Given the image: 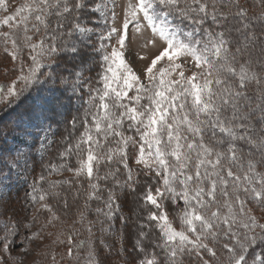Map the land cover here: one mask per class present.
<instances>
[{
    "label": "snow or ice",
    "instance_id": "6c2138e0",
    "mask_svg": "<svg viewBox=\"0 0 264 264\" xmlns=\"http://www.w3.org/2000/svg\"><path fill=\"white\" fill-rule=\"evenodd\" d=\"M9 7L0 48L19 74L0 103L54 87L0 128V264H264V0ZM61 118L72 131L48 171L72 178L40 175L31 211L16 208L14 178L35 163L21 145Z\"/></svg>",
    "mask_w": 264,
    "mask_h": 264
},
{
    "label": "trees",
    "instance_id": "16d2710c",
    "mask_svg": "<svg viewBox=\"0 0 264 264\" xmlns=\"http://www.w3.org/2000/svg\"><path fill=\"white\" fill-rule=\"evenodd\" d=\"M12 1L16 2V7L19 6V4L22 2V0H6V2L9 5L11 4ZM0 60L5 62L6 66L8 67L7 69L11 68V71L15 72L16 74L19 73V63L17 61L12 60L6 53H4L2 48H0ZM52 68H56V65H52ZM45 70H48V68L46 67ZM0 86L7 88L6 77L0 78ZM53 87L54 85H52L51 83L42 80L39 83H35L34 86L31 87V89L29 87L30 90L29 89L26 90L25 88H23V93L24 91H27V93L26 94L24 93L25 96L22 95L23 96L22 98H18L15 104L13 103L11 105H4L3 103H0V128H3L7 131L15 127L17 119L20 116L26 115L29 109L31 108V106L34 104V102L39 97L44 95L48 89ZM34 92L37 93L35 96L32 95L34 94ZM74 105L75 106L70 110V116H77L81 114V113L73 112L75 107H77V101H74ZM52 128L56 130L57 135H56L55 145L51 149V152L48 155V157L39 158L35 154L29 153L30 157H35V163L33 164L30 161L29 163L30 166H28L27 171L23 173L25 177L22 176V177L14 178L13 187L11 189V195H12V203L16 208H24L31 211L32 201L30 200L28 194L32 192L33 182L38 181L40 175H47L50 180H63V179L72 178V174L69 172H64L63 176H61L56 173L50 174L48 171V165L50 162L53 164H57L61 162L58 153L63 151V145L68 142L69 139L68 134L70 131H72L70 125L63 119H61V123L59 125L53 124ZM37 129L34 130L37 131ZM74 138H75V133L73 134L72 139ZM72 162L75 163L74 160ZM21 178H24L23 182H20ZM37 186L43 187L45 189L48 187L47 183L43 185L38 184ZM76 187L79 186L75 185L73 189L68 191V198L70 202L72 199L71 193L75 191ZM64 190H67V186H64ZM96 206H97V202H93V207ZM168 207H169L170 215H175L178 212V208H174L171 205H169ZM44 218L45 217L42 215L41 223H43ZM89 218L95 219V215L90 214ZM62 219L67 220V223L64 225V227H70L72 225V220L74 219V216L72 215V213H69V216L67 218L62 217ZM59 227L61 228V226ZM60 228L57 229V232L60 231ZM48 231L53 233L56 232V230H54L53 228H49ZM97 234L99 235V233ZM86 235L87 233H85V236ZM54 248H56L57 252L64 251L62 247L54 246ZM57 259L59 260V256L57 257ZM36 262L37 264H42V258L39 255L36 259ZM43 264H48V262L43 261ZM64 264H67V262H64Z\"/></svg>",
    "mask_w": 264,
    "mask_h": 264
},
{
    "label": "rangeland",
    "instance_id": "374dc122",
    "mask_svg": "<svg viewBox=\"0 0 264 264\" xmlns=\"http://www.w3.org/2000/svg\"><path fill=\"white\" fill-rule=\"evenodd\" d=\"M9 11L11 12L12 10H14L16 8V2L12 1L11 4L9 5ZM136 67H139V65H135ZM47 67V66H46ZM8 67L6 66L5 62H3L2 60H0V78H5L6 77V80H7V87L10 85V83L15 80L18 76V74H16L15 72L11 71V68L10 69H7ZM46 69V68H45ZM45 69H42L41 71H47ZM11 71V72H10ZM44 80L43 78H41V81ZM34 84H31L29 85L27 88H25L26 90L31 89V87H33ZM24 86L23 85H19L18 87V92H20V95L18 97H15V98H8L7 100H5L3 102L4 105H11V104H15L17 102V99L18 98H22L23 96H25V94L27 93V91H21V89H23ZM29 89V90H30ZM38 90V89H37ZM34 91V90H33ZM37 93L34 92V94L32 95H36ZM23 95V96H22ZM79 101H77V107H79ZM74 113H76L75 109L73 111ZM63 119V118H61ZM53 129V132H56V130L54 128ZM46 135H47V138L51 141H54L56 142V135L53 136L51 133H45V131L43 129H37V131L33 130V136L31 137H28L27 138V143L25 145H21L23 151L25 152H29V147H31V151L30 153H33L35 154L37 157L39 158H46L48 157V155L50 154L51 152V149L53 148V146L55 145V143L51 144V146L46 150L45 148L42 147V145L45 144L46 142ZM25 139L24 137H20V140H23ZM9 144H13L14 142L9 139L8 141ZM16 143H19V141H16ZM30 166V165H28ZM25 171H22L21 175H19V177H25L23 175ZM68 178V177H67ZM24 181V178H21V181L20 182H23ZM60 225H57L56 228H53L54 230H56L57 232V229H59ZM35 247V246H34ZM38 257V254L37 253H33V258L34 259H37Z\"/></svg>",
    "mask_w": 264,
    "mask_h": 264
}]
</instances>
